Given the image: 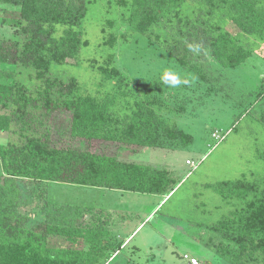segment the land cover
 Returning <instances> with one entry per match:
<instances>
[{
  "label": "rangeland",
  "instance_id": "obj_1",
  "mask_svg": "<svg viewBox=\"0 0 264 264\" xmlns=\"http://www.w3.org/2000/svg\"><path fill=\"white\" fill-rule=\"evenodd\" d=\"M121 1L89 0L88 13L80 28L88 46L81 49L77 60L53 65L49 76L64 82L76 79L83 95L99 100L113 97L116 100L113 111L121 116L130 113L134 104L147 95L150 98L158 95L165 99L162 116L170 126L184 130L193 140L185 147L179 141L176 145L165 140L158 148L86 141L72 137L71 113L57 111L52 118L51 145L167 170L172 179L168 191L172 193L165 199V195L67 183L20 182L19 211L28 218L30 228L46 219L59 225L86 228L103 216L101 209L114 207L128 212L125 217H116L117 231L123 237L144 222L131 238V245L107 264H129L130 260L136 264H189L184 255L196 258L199 264H230L205 245L206 232L200 227L217 224L235 209L237 202L225 201L214 187L222 182L253 181L264 173V40L239 34L229 19L222 20L218 14L207 17L201 0H187L147 36H141L129 24L132 0H124L126 6ZM176 12L179 16H175ZM20 29V8L0 3V41L20 44ZM59 29L60 34L62 28ZM205 31L214 35L229 32L252 52L251 57L236 69L222 68L209 49L199 44L197 37ZM112 38L114 45L110 47L106 42ZM177 41L189 46L185 65L167 52L168 45ZM98 66L118 69L124 82L120 87L113 85L98 71ZM191 66L202 70L206 80L200 79ZM174 78L180 83L175 84ZM13 80L34 93L41 85L33 69L0 65V84H11ZM10 110L0 95V113ZM214 133L221 139L213 138ZM22 141L23 136L14 126L0 132V145ZM188 162L198 167L194 169ZM149 213L152 216L145 222ZM93 240L102 241L104 246L110 244L109 247L118 244L110 234ZM84 245L82 239L75 243L60 237L49 240L52 248L83 249ZM136 246L140 250L133 253ZM109 247L97 250L101 254L100 264L112 253ZM86 251H90L89 247Z\"/></svg>",
  "mask_w": 264,
  "mask_h": 264
},
{
  "label": "trees",
  "instance_id": "obj_2",
  "mask_svg": "<svg viewBox=\"0 0 264 264\" xmlns=\"http://www.w3.org/2000/svg\"><path fill=\"white\" fill-rule=\"evenodd\" d=\"M201 1L207 9V17L214 18L218 14L222 20L229 19L239 34L264 40V0ZM121 2L128 5L124 0ZM186 2L132 0L130 27L137 34L147 36L172 10H178ZM0 3L20 8L21 27L20 44L0 41V65L33 69L35 78L41 82L35 93L15 80L11 84H0L4 105L11 108L7 113H0V132L14 126L23 136L21 144L0 145V264H100L101 254L97 250L107 249L110 244L105 247L102 241L93 239L110 234L109 219L100 216L98 222H90V227L86 228L59 225L46 219L30 228L28 218L19 211L22 199L19 183L57 182L169 196L172 193L168 191L172 182L170 172L145 164L126 163L106 154L53 147L54 114L57 111L71 113L72 137L86 141L158 148L165 140H171L185 147L193 137L170 126L161 114L165 99L158 95L154 98L147 95L134 104L130 113L121 116L113 111L116 106L113 97L99 100L83 95L76 79L64 82L49 76L53 65L77 60L81 49L88 46L80 28L88 13L89 0H0ZM59 28H62L60 34ZM197 39L224 69L244 65L252 54L229 32L214 35L205 31ZM106 44L113 47L114 38ZM167 52L185 65L190 51L188 44L177 41L168 45ZM96 68L113 85L120 87L125 80L116 68ZM191 69L206 80L202 70L196 66ZM262 156L264 158V154ZM214 189L225 201L237 203L217 224L205 228L198 225L206 232L205 245L230 264H264V173L253 181L222 182ZM51 237L66 238L74 243L82 239L85 245L83 249L52 248L49 246ZM87 247L89 252H85ZM121 247L118 243L109 249L115 253ZM111 258L110 254L103 264Z\"/></svg>",
  "mask_w": 264,
  "mask_h": 264
},
{
  "label": "crops",
  "instance_id": "obj_3",
  "mask_svg": "<svg viewBox=\"0 0 264 264\" xmlns=\"http://www.w3.org/2000/svg\"><path fill=\"white\" fill-rule=\"evenodd\" d=\"M167 197L168 196H166L165 199H167ZM100 212L103 214L104 217L106 216L109 219V222H108V228L109 229L108 230L110 232V236L113 239L117 240L118 243H121L122 244L121 250L122 249L123 250L127 249L131 245V242L133 241V240L131 241V238H133V236L135 235V233L139 230V228L143 225L144 222L143 223L141 222L140 224H138L136 226L137 228H133L132 230H130L129 234L127 236H124L125 237L124 238L123 235H122V233L120 231H117V228H116V224H117L116 223V217H120V216L125 217V213H128V212H125L122 209H116L114 207H112L111 209L110 208L101 209ZM152 213L147 214V216L145 217V222L148 219L151 218ZM121 250H119V251H117L115 253H111L112 257L114 258L117 255L119 256ZM139 250L140 249H138V247L136 246L133 249V253H135V252H137ZM116 258H115V260H116ZM131 262H133V261L130 260L129 261V264H136L135 261H134V263H131Z\"/></svg>",
  "mask_w": 264,
  "mask_h": 264
},
{
  "label": "built area",
  "instance_id": "obj_4",
  "mask_svg": "<svg viewBox=\"0 0 264 264\" xmlns=\"http://www.w3.org/2000/svg\"><path fill=\"white\" fill-rule=\"evenodd\" d=\"M213 138L220 140L221 138L217 133L213 134ZM189 165H191L194 169H196L198 166L194 164L193 162H188ZM183 258L189 262V264H199L198 260L190 255H184Z\"/></svg>",
  "mask_w": 264,
  "mask_h": 264
},
{
  "label": "clouds",
  "instance_id": "obj_5",
  "mask_svg": "<svg viewBox=\"0 0 264 264\" xmlns=\"http://www.w3.org/2000/svg\"><path fill=\"white\" fill-rule=\"evenodd\" d=\"M165 82L167 83L168 81L166 80ZM174 83H175V84H179V83H180V80L174 78ZM185 83H186V81H185Z\"/></svg>",
  "mask_w": 264,
  "mask_h": 264
}]
</instances>
